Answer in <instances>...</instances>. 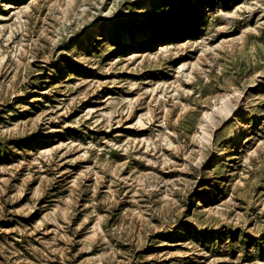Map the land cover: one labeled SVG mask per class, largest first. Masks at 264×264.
Instances as JSON below:
<instances>
[{"label": "rangeland", "instance_id": "obj_1", "mask_svg": "<svg viewBox=\"0 0 264 264\" xmlns=\"http://www.w3.org/2000/svg\"><path fill=\"white\" fill-rule=\"evenodd\" d=\"M0 264H264V0H0Z\"/></svg>", "mask_w": 264, "mask_h": 264}, {"label": "bare ground", "instance_id": "obj_2", "mask_svg": "<svg viewBox=\"0 0 264 264\" xmlns=\"http://www.w3.org/2000/svg\"><path fill=\"white\" fill-rule=\"evenodd\" d=\"M224 104L225 103H221V109L222 110H225V107H224ZM206 118V117H205ZM205 123H206V119H205V121L201 124V126H200V133H202L203 132V129H204V126H205Z\"/></svg>", "mask_w": 264, "mask_h": 264}]
</instances>
